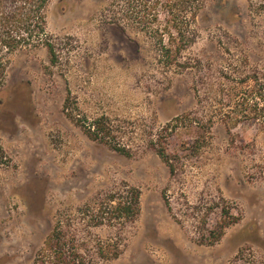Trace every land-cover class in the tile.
Returning a JSON list of instances; mask_svg holds the SVG:
<instances>
[{
    "label": "rangeland",
    "instance_id": "rangeland-1",
    "mask_svg": "<svg viewBox=\"0 0 264 264\" xmlns=\"http://www.w3.org/2000/svg\"><path fill=\"white\" fill-rule=\"evenodd\" d=\"M203 1L198 39L170 67L110 23L109 0H50L58 61L18 51L0 90V264H32L59 218L127 185L140 212L95 229L123 244L97 264H264V113L235 103L264 75V0ZM98 118L128 154L90 138ZM169 122L174 172L152 147ZM224 218L237 222L217 237Z\"/></svg>",
    "mask_w": 264,
    "mask_h": 264
},
{
    "label": "trees",
    "instance_id": "trees-1",
    "mask_svg": "<svg viewBox=\"0 0 264 264\" xmlns=\"http://www.w3.org/2000/svg\"><path fill=\"white\" fill-rule=\"evenodd\" d=\"M49 2L0 0V90L5 84L11 57L18 51L45 47L51 62L58 61L57 44L47 28ZM203 4V0H109L113 12L110 23L143 35L155 48L157 62L170 67L181 66L186 63L184 52L199 37L198 12ZM159 7L164 9L163 12L158 10ZM252 81L235 102L237 108L247 109L245 116L264 113V75L256 76ZM224 95L217 90V97L224 98ZM171 124L169 122L159 131L152 140V147L174 172L168 137L163 139V133H168ZM112 131L113 125L107 124L106 118H98L87 132L90 138L104 141L115 150L128 154L126 146L107 140ZM140 195L139 188L127 185L122 193L115 191L110 195L107 207L92 211L79 207L67 221L59 218L35 253L32 264H97L118 258L123 252V244L112 236H102L95 229L107 226L122 229L127 222H133L140 212ZM235 222L237 220L224 218L220 230H215L217 237Z\"/></svg>",
    "mask_w": 264,
    "mask_h": 264
}]
</instances>
